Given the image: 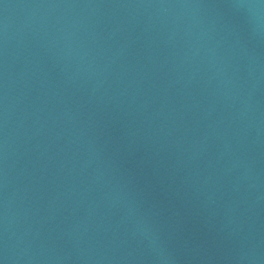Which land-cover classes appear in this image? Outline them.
<instances>
[{
	"label": "water",
	"instance_id": "95a60500",
	"mask_svg": "<svg viewBox=\"0 0 264 264\" xmlns=\"http://www.w3.org/2000/svg\"><path fill=\"white\" fill-rule=\"evenodd\" d=\"M0 264H264V0H0Z\"/></svg>",
	"mask_w": 264,
	"mask_h": 264
}]
</instances>
